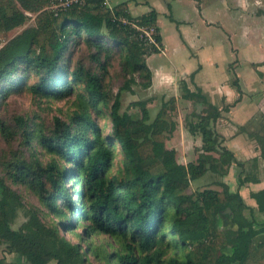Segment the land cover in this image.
Segmentation results:
<instances>
[{"label":"trees","instance_id":"trees-1","mask_svg":"<svg viewBox=\"0 0 264 264\" xmlns=\"http://www.w3.org/2000/svg\"><path fill=\"white\" fill-rule=\"evenodd\" d=\"M50 1L0 0V34L22 26L28 19L26 12L34 14L33 26L0 46V94L26 88L34 96L63 99L79 86L84 92L81 111L73 122L53 117L49 133L38 135L45 152L69 168H61L55 159L46 166L26 160L3 164L12 182L27 184L58 222L49 225L39 209L25 208L20 196L0 178V245L20 255L24 264H95L89 255L105 264H218L219 250L230 247L236 253L235 239L249 243L257 232L243 216L246 205L238 191L223 183L221 191H188L190 182L207 172L225 175L234 161L212 128L220 111L201 90L186 88L183 94L204 106L201 113L184 119L187 130L202 140L195 163H178L175 150L166 147L177 125L175 98L162 102L152 119L146 100L133 103L140 107L138 117L121 112V90L129 91L135 83L145 89L151 85L146 58L162 47L156 11L133 18L125 4L109 7L104 0H87L55 14L46 8ZM142 29H152L155 44L141 38ZM73 41L94 49L91 58L102 74L79 64L73 68L67 52ZM114 50L124 53L121 69L126 76L116 94L104 85L105 66L99 60L101 53L108 60ZM29 78L35 82L25 87ZM88 104L107 109L110 134L102 136ZM15 121L25 139H30L25 121L21 117ZM0 136L8 143L15 136L2 120ZM114 148L123 164L112 173ZM66 180L77 185L76 201ZM255 197L264 214V189ZM227 208L237 228L224 231L218 227L219 213ZM20 209L25 220L14 229ZM79 225L82 233L75 230ZM65 233H74L78 242H71ZM94 234L106 237L107 244H94ZM173 246L183 254L169 256ZM0 264L10 263L0 258Z\"/></svg>","mask_w":264,"mask_h":264},{"label":"crops","instance_id":"crops-1","mask_svg":"<svg viewBox=\"0 0 264 264\" xmlns=\"http://www.w3.org/2000/svg\"><path fill=\"white\" fill-rule=\"evenodd\" d=\"M106 1L109 7L125 4L133 18L156 11L162 47L146 58L152 73L151 85L145 89L147 108L173 97L179 116L199 114L204 106L183 94L186 88L200 89L219 109L212 128L234 156L225 175L205 174L220 178L215 184L238 191L245 205L255 208V193L264 189V0ZM159 55L171 67L155 58L153 65L149 63ZM170 136L171 146L168 138L166 147L175 150L177 162L195 163L200 135L191 134L179 122Z\"/></svg>","mask_w":264,"mask_h":264},{"label":"rangeland","instance_id":"rangeland-1","mask_svg":"<svg viewBox=\"0 0 264 264\" xmlns=\"http://www.w3.org/2000/svg\"><path fill=\"white\" fill-rule=\"evenodd\" d=\"M114 4V0L110 2ZM28 19L25 23L7 33L0 34V46L4 45L11 38L19 34L26 27L33 26L34 24V14L27 13ZM106 42L108 40L105 39ZM70 54L71 62L73 68L79 64L85 68L91 69L92 71L102 74L103 71L99 67V63L95 62L91 58V54L95 53L94 49L89 50L86 45L80 41H73L69 43V48L67 51ZM160 52V51H159ZM124 53L119 51H113L110 55V58L107 60L104 53L99 55V60L105 66V75H104V85L107 89L111 90L113 94H116L120 87L122 86L126 76L121 69V62L123 59ZM157 59L162 61L166 66L171 67V64L167 59L161 55L155 56L149 60V63L153 65V60ZM180 62V60H176ZM35 82L34 78H29L26 80V86H30ZM84 94L81 87H76L75 91L63 98V99H52L44 98L41 96H34L26 88L23 90H10L4 94H0V120H2L6 125H8L12 132L15 133L14 138L11 142H5L4 139L0 136V178L4 180L5 184L13 189L21 198V201L25 208H37L41 211L42 220L49 225H55L58 222V219L55 218L52 214H49L45 209L38 196L27 184H15L12 182L11 178L8 177L3 168V164L9 161L15 160H26L27 162L37 161L40 165L46 166L49 164L52 159H55L61 168H69V165L64 164L61 160L47 154L42 148L38 141V135L44 134L47 135L52 128L53 117L57 116L65 122H73L75 113L81 111L80 100L81 96ZM147 92L145 88L141 87L139 83H135L131 86V90H121L120 99H121V112H128L134 117H138L140 114V107L133 105L136 101H144L147 98ZM148 104V103H147ZM162 101L157 100L153 106H149V114L152 119L155 114L158 112ZM100 107V106H99ZM94 109L88 104V111L91 114V117L94 119L96 125L100 128L102 136H106L111 133L112 127L110 123V118L108 116L107 109L103 108ZM21 117L25 121V130L26 133L30 134V139H25V133L23 129L19 128L16 124L15 119ZM177 124L179 122L184 124L185 116H179V113L176 110L174 116ZM171 137V136H170ZM168 139V146L170 145V138ZM197 152V149H196ZM114 167L112 173H115L116 170L122 167L123 160L117 148H114ZM220 181L215 175L205 174L204 176L196 179L194 183L189 185V192L202 190L205 188H215L221 189L218 184L215 182ZM66 188L70 190V194L74 201L77 200V197L73 196V192L77 190V185L74 182L66 180ZM62 206L63 203L58 202ZM227 213V212H225ZM219 218V229L227 230L229 227L227 224L230 220L228 215H224ZM247 213V212H246ZM25 220L24 210L20 209L18 215L13 223V228H18ZM227 223V224H226ZM82 224H86V221ZM227 226V227H226ZM77 233H82V226L79 225L75 227ZM66 238L71 242H78V237L74 233H65ZM94 244L102 243L107 244L108 239L102 235L94 234L91 238ZM172 240V239H171ZM174 241V240H173ZM82 247L86 246L85 242L80 243ZM229 252L228 250L221 249L219 253L224 255V253ZM181 256L183 251H179L178 247L173 246L169 251V256L174 255ZM0 258L5 259L10 264H24V260L20 255L15 253H8L4 245H0ZM89 259L95 264H105L102 261H96L92 255H89ZM49 264H54L50 262Z\"/></svg>","mask_w":264,"mask_h":264},{"label":"flooded vegetation","instance_id":"flooded-vegetation-1","mask_svg":"<svg viewBox=\"0 0 264 264\" xmlns=\"http://www.w3.org/2000/svg\"><path fill=\"white\" fill-rule=\"evenodd\" d=\"M223 213H225L224 215L230 213L229 224L226 223L228 227L233 229L237 228L236 225L231 223V211H221L219 218ZM243 216L249 219L252 229L257 233L247 244L243 240L237 242L235 239L236 253L231 252L230 247L225 248L224 250H228L229 252L224 253V255L219 253L218 264H264V214L259 211L258 205L255 208L246 206V209L243 211Z\"/></svg>","mask_w":264,"mask_h":264},{"label":"built area","instance_id":"built-area-1","mask_svg":"<svg viewBox=\"0 0 264 264\" xmlns=\"http://www.w3.org/2000/svg\"><path fill=\"white\" fill-rule=\"evenodd\" d=\"M85 1L87 0H51L46 8L52 10L53 12H55V14H57L59 11L68 8L71 4L74 3L83 4ZM104 1L107 4V1L106 0ZM141 31H142V34L140 35L141 38H143L145 41L155 44L153 38L150 35L152 33V29L150 30L142 29Z\"/></svg>","mask_w":264,"mask_h":264},{"label":"water","instance_id":"water-1","mask_svg":"<svg viewBox=\"0 0 264 264\" xmlns=\"http://www.w3.org/2000/svg\"><path fill=\"white\" fill-rule=\"evenodd\" d=\"M228 212L230 211L229 209H226Z\"/></svg>","mask_w":264,"mask_h":264}]
</instances>
